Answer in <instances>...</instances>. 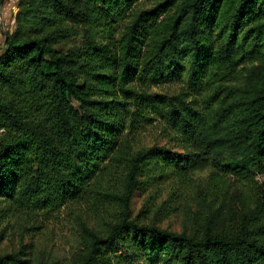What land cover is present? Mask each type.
Returning a JSON list of instances; mask_svg holds the SVG:
<instances>
[{
  "label": "trees",
  "instance_id": "obj_1",
  "mask_svg": "<svg viewBox=\"0 0 264 264\" xmlns=\"http://www.w3.org/2000/svg\"><path fill=\"white\" fill-rule=\"evenodd\" d=\"M14 21L0 52V201L89 203L72 264H264V184L235 209L225 181L221 199L198 195L180 232L130 210L150 172L264 174V0H19ZM171 82L177 92L152 90ZM156 123L171 147H134ZM30 257L23 245L0 264H44Z\"/></svg>",
  "mask_w": 264,
  "mask_h": 264
},
{
  "label": "rangeland",
  "instance_id": "obj_2",
  "mask_svg": "<svg viewBox=\"0 0 264 264\" xmlns=\"http://www.w3.org/2000/svg\"><path fill=\"white\" fill-rule=\"evenodd\" d=\"M18 2L19 0H4L1 5L0 52L4 46V34L14 29ZM180 86V82H171L152 86V90L173 93L177 92ZM165 135L161 124L156 123L135 133L133 146L143 148L156 144L171 147V141ZM150 173L140 176L141 182L133 192L130 202L132 217L140 222H156L161 227L175 232L182 231L189 223V215L183 208L190 207L193 211L198 195L207 199L213 196L214 199H221L220 188L223 181L228 183L226 198L234 209L242 206L241 199L249 205L252 201L250 196L254 194L256 186L264 184V174L258 175L254 182L248 183L233 178L212 177L207 167H198L184 176L176 173L168 175L161 183ZM147 176H150L149 180L146 179ZM112 181L118 182L114 175L108 179L111 184L114 183ZM174 205L178 207L173 209ZM0 207L7 209L3 212L0 210V231L3 235L0 254L17 250L24 245L34 263L72 264L74 252L78 247L74 236L76 227L81 221L87 222L89 218H96L87 202L69 204L67 208L65 205L54 212L45 209H13L3 201H0Z\"/></svg>",
  "mask_w": 264,
  "mask_h": 264
}]
</instances>
